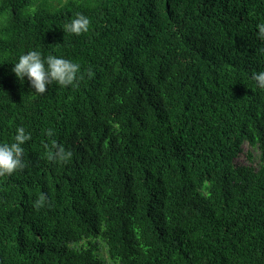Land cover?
<instances>
[{"label": "trees", "instance_id": "trees-1", "mask_svg": "<svg viewBox=\"0 0 264 264\" xmlns=\"http://www.w3.org/2000/svg\"><path fill=\"white\" fill-rule=\"evenodd\" d=\"M262 23L264 0H0V143L31 133L0 264H264ZM34 49L82 78L34 92L12 72Z\"/></svg>", "mask_w": 264, "mask_h": 264}, {"label": "clouds", "instance_id": "clouds-1", "mask_svg": "<svg viewBox=\"0 0 264 264\" xmlns=\"http://www.w3.org/2000/svg\"><path fill=\"white\" fill-rule=\"evenodd\" d=\"M90 19L88 16L77 13L64 27L70 34L80 35L89 30ZM258 37L264 40V23L258 26ZM264 52V49H261ZM12 72L20 80L25 78L30 83L34 92L43 94L47 87L53 83L68 87L74 86L82 78L81 65L63 56L43 55L39 49L27 51L19 55L13 64ZM89 75L91 73L89 72ZM252 79L259 88H264V71L253 73ZM31 139V133L24 127H17L14 142L0 143V177L11 176L18 170H22L26 165L23 160L24 148L22 147ZM54 151H50L48 159L55 162H67L71 159L72 153L63 147L53 146ZM46 202L45 197H40L35 202V207H42Z\"/></svg>", "mask_w": 264, "mask_h": 264}, {"label": "rangeland", "instance_id": "rangeland-1", "mask_svg": "<svg viewBox=\"0 0 264 264\" xmlns=\"http://www.w3.org/2000/svg\"><path fill=\"white\" fill-rule=\"evenodd\" d=\"M248 150L253 152L254 156L257 153V150L255 148H252L251 146H249L248 143H244L243 144V151H242V153L239 154L236 161L243 162V163H249L247 158H246V151H248Z\"/></svg>", "mask_w": 264, "mask_h": 264}]
</instances>
